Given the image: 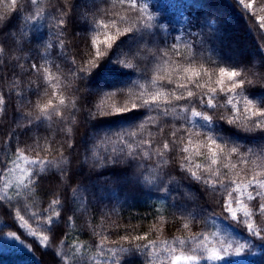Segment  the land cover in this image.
Here are the masks:
<instances>
[{"label": "trees", "instance_id": "1", "mask_svg": "<svg viewBox=\"0 0 264 264\" xmlns=\"http://www.w3.org/2000/svg\"><path fill=\"white\" fill-rule=\"evenodd\" d=\"M131 2L18 0L13 13L11 0H0V17H10L0 21V264H173L174 256L197 257L180 264H264V239L248 232L235 203L246 204L250 222L264 229L260 199L249 201L231 183H247L260 171L257 157L264 152V130L246 119L244 104L250 99L264 108V29L257 21L264 0H245L253 3L250 10L240 0H136L135 8ZM113 20L121 31L138 28L109 50L98 44L107 54L96 59L91 41L115 35V28L102 26ZM165 61L201 70L198 83L206 87L189 84L188 90L202 104L172 100L175 112L167 105L165 115L163 103L137 99L159 90L154 81L165 74ZM129 62L132 68L125 67ZM221 67L239 71L234 79L244 80L243 88L228 92L225 77L221 91ZM159 83L186 96L176 85L187 80L175 73L172 83ZM209 87L217 91L209 94ZM49 101L42 115L38 105ZM132 102L137 109L100 115L113 103L131 108ZM192 108L212 120L192 117ZM208 136L238 154L226 151L211 165ZM249 191L255 196L264 189ZM56 198L59 206L52 205ZM229 201L238 219L225 211ZM226 232L232 243L224 246ZM240 244L246 247L237 256ZM213 252L218 259L209 258Z\"/></svg>", "mask_w": 264, "mask_h": 264}, {"label": "snow or ice", "instance_id": "2", "mask_svg": "<svg viewBox=\"0 0 264 264\" xmlns=\"http://www.w3.org/2000/svg\"><path fill=\"white\" fill-rule=\"evenodd\" d=\"M11 3L13 5L12 8V12L15 13L17 11L16 5L18 3V0H11ZM31 3L33 5H35L37 3V0H31ZM241 4H244L245 7L247 9H252L253 8V3L252 2H248L245 4V0H240ZM130 7L135 8L136 7V0H132ZM40 13H37V16H39ZM6 18H10V17H0V21H3ZM121 20H123V17H121ZM257 21L260 24V28L264 29V17H257ZM66 20L65 19H61L59 21V26L61 28L66 26ZM105 29L108 28H115L116 29V33L115 35H109L107 33H105V38L103 41H100L98 38H94L91 41V44L93 45V47H96V59H100L101 57H104L107 52L105 51H101L97 45L100 43H103L106 46V49H111V47L113 46L114 42L117 40V38L119 36L125 35L128 32L132 31L133 29L138 28L135 24L126 27L123 29V31H121L119 29V27L117 26V22L115 20L111 21L110 23H104L102 25ZM144 27H151V25H144ZM50 46V45H49ZM173 47H175V44L173 45ZM4 49L0 48V53H3ZM164 56H167L168 53L167 51H165L163 53ZM89 64L92 67H95V63H93L92 61H89ZM165 64L167 65V67H165L162 71L165 74H160L155 78L154 83L156 84V86L158 87V91H156L155 93L150 95L149 99H144L143 96L141 95L140 97H138L137 99L142 100V103L146 106H159L161 103H163L164 105H166V107H164L163 111L164 114L167 115L169 112V107H167V105H171V110L173 112H175V105H172L171 102L172 100L175 101H181V100H186L188 101L190 104H194L196 103V100L198 99L199 102L202 104L203 103V99L201 97H197L196 93L193 90H188V86L189 84H194V86L196 88H204L206 87V85L204 84H200L198 83V79L201 76V70L197 69L196 67L193 66H181L178 62L175 64V67H173L171 65L170 62L165 61ZM125 67L127 68H132L133 65L131 62L127 63L125 65ZM32 69L39 72L40 69L36 64L32 65ZM47 72V70H45ZM81 71H87V69L82 68ZM173 73L177 74V79L178 80H187V83H177L176 87L178 89H184L187 90L186 91V96L183 94H177L175 91H169V92H165L163 90V85L160 84V81H165L167 80L168 83H172V76ZM204 75H208L207 71L203 72ZM241 75V73L235 69L232 70H227L224 67H221L219 69V76L220 79H218L216 81V83L218 85H220V90L223 91V85H224V78L227 77L228 81L231 82L230 87H228L227 91L228 92H235L237 89L243 88L245 81L244 80H236L234 78H237ZM46 80H51L52 76L51 75H46L45 76ZM53 87H55V85H53ZM208 93L212 94L215 93L217 91L216 88H212L209 87L208 89ZM55 95V93H54ZM112 96H115V93L110 94ZM196 99H193V98ZM231 103V101H229ZM5 103V98L3 97V95H0V106H3ZM60 104H64V99L61 98L60 99ZM244 104H245V111L247 113H250L249 116H246V119L249 121L254 122L255 124V128L259 129V130H264V108H259V107H254L253 106V101L250 99H245L244 100ZM40 112L42 115L47 114V111L49 108L52 107L51 101H49L47 104L44 105H38ZM206 107L208 109H212L214 107L212 99L209 98L207 101V105ZM236 106L233 105V108H235ZM138 108V104L136 102H132L131 103V108L127 107V105L124 106H117L115 103H113L111 105V111H102L100 113L101 116H106V115H119L122 114L124 112H128V111H132ZM191 116L192 117H200L205 121H211L212 117L210 115L204 114L203 112H199L196 111L195 108L191 109ZM184 119H187V117L185 116ZM230 124H234L236 123V121L233 120H229L228 121ZM248 130H252V129H248ZM133 135H135V133H133ZM173 136L176 135L175 132L172 133ZM191 138H189V143H191ZM206 145H207V152L208 154H210L211 156V165H217V161H218V157H223L227 151V154L231 155V154H238V149L236 147H232L231 149H227L226 144H221L218 143L217 140L213 137V136H208L207 137V141H206ZM170 148V142L165 141L163 144V149L164 150H169ZM184 152H188L189 149L187 147L183 148ZM147 154V153H146ZM159 155H163V152H159ZM197 155H200L202 153H200L199 151H197L196 153ZM255 155V154H253ZM257 160L259 161V163L257 164V167L260 168V171L255 172L251 178L247 179V183H238L236 180H232L231 183L234 184L235 187V191L240 192V194L243 196L245 193H247V199L249 201H252L254 199H256L257 197L260 199V203H259V207L257 209L258 213L260 215H264V191H256L255 192V196L252 194L251 191H249V189H264V152H262L258 157ZM32 163H42L41 161H33ZM49 163H54V164H58L59 162L53 161V162H49ZM242 163L247 164L249 163V159L247 157L242 158ZM232 168H236L237 165L236 164H232L231 165ZM211 174L213 176H217V171L215 169H213L211 171ZM191 175L193 177H195L197 180L200 179V176L197 175L196 172H192ZM145 179L149 182H151L153 178H149V177H145ZM22 183V181H21ZM61 203L59 198H56L52 201V205L54 206H59ZM235 203L237 205H240L239 207V211L242 212L243 217L247 218V220L245 221L246 225H247V229L248 232L253 235L254 237L258 238V239H264V229H260L257 228L256 226H254V224L251 221V217L253 215V212L248 208V206L246 204H242L240 199H236ZM225 211L227 213H229L231 215V217L235 220L238 219V211L234 210V208L232 207V202H226L224 205ZM19 215V214H18ZM57 218H59L61 216V213L58 212L56 214ZM72 219L71 216H68L65 219V222H68ZM53 218H50L47 223L51 224L52 223ZM185 227H187V225H184ZM15 234H12L11 236H14ZM49 239L48 236H44L43 240L47 241ZM136 240H146L147 236H137L135 237ZM246 245L245 244H240L236 250H235V255L239 256L241 253L244 252ZM225 252H227V249L224 250ZM211 259H218L219 257L216 255L215 252H213L212 256L209 257ZM197 259L196 256H174L173 257V264H180L181 261H186V262H191V261H195Z\"/></svg>", "mask_w": 264, "mask_h": 264}, {"label": "rangeland", "instance_id": "3", "mask_svg": "<svg viewBox=\"0 0 264 264\" xmlns=\"http://www.w3.org/2000/svg\"><path fill=\"white\" fill-rule=\"evenodd\" d=\"M222 235H224L223 238H222L224 246H227L228 244L232 243L231 238H230L232 236L230 235L229 232H226V233H224ZM216 255L217 256L219 255L218 252H216Z\"/></svg>", "mask_w": 264, "mask_h": 264}]
</instances>
